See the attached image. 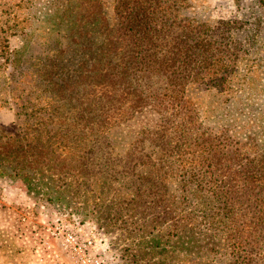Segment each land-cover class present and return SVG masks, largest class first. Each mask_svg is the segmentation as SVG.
<instances>
[{
  "label": "rangeland",
  "instance_id": "1",
  "mask_svg": "<svg viewBox=\"0 0 264 264\" xmlns=\"http://www.w3.org/2000/svg\"><path fill=\"white\" fill-rule=\"evenodd\" d=\"M99 1L108 11L113 0ZM77 2L0 0V144L9 136L15 146L32 140L46 153L43 175L31 179L32 170L26 178L0 157V264L234 263V234L214 218L219 204L210 195V178L182 167L191 158L187 151L163 168L151 142L159 123L152 112L114 130L126 165L116 171L91 159L82 161L90 167L83 174L79 158L53 143L57 123L47 118L53 107L40 71L47 65L67 94L76 93L100 43L98 23L74 14ZM186 3L185 16L211 24L216 35H209L226 42L219 55L231 74L229 92L204 86L191 92L198 123L204 120L212 136L242 143L245 128L253 126L264 149V0ZM182 144L188 149L189 142ZM60 163L70 168H52Z\"/></svg>",
  "mask_w": 264,
  "mask_h": 264
},
{
  "label": "trees",
  "instance_id": "2",
  "mask_svg": "<svg viewBox=\"0 0 264 264\" xmlns=\"http://www.w3.org/2000/svg\"><path fill=\"white\" fill-rule=\"evenodd\" d=\"M187 6L186 0H113L105 11L99 0H78L74 14L87 13L83 19L98 23L100 43L76 93L67 94L43 65L40 80L50 91L47 104L53 107L47 118L57 123L50 136L69 156L79 158L83 174L90 167L82 161L91 159H102L106 169L116 171L126 165L120 163L114 130L145 111L152 112L159 123L151 142L163 157V168L171 169V156L179 158L187 151L191 158L182 167L201 173L200 180L210 178L214 186L210 195L219 204L214 218L234 234L233 251L240 260L232 264H264V149L253 126L245 128L247 142L242 143L235 136L223 140L212 136L204 120L198 123L191 92L197 86L229 92L231 74L219 55L226 42L209 35H216L211 24L185 16ZM7 138L0 144L4 162L17 174L24 171L23 176L32 170L33 175L25 176L28 179L41 177L43 149L31 138L17 146L10 143L12 137ZM183 141L189 142L188 149ZM71 144L77 149H70ZM78 151L84 152L77 155ZM57 167L52 168H70L63 163Z\"/></svg>",
  "mask_w": 264,
  "mask_h": 264
},
{
  "label": "built area",
  "instance_id": "3",
  "mask_svg": "<svg viewBox=\"0 0 264 264\" xmlns=\"http://www.w3.org/2000/svg\"><path fill=\"white\" fill-rule=\"evenodd\" d=\"M61 228H63L64 230H70L69 225H62ZM70 235H71V233H67V234H66V239H65V240L68 241Z\"/></svg>",
  "mask_w": 264,
  "mask_h": 264
}]
</instances>
